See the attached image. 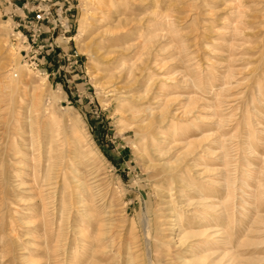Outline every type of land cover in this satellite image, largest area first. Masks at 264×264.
<instances>
[{
    "label": "rangeland",
    "instance_id": "374dc122",
    "mask_svg": "<svg viewBox=\"0 0 264 264\" xmlns=\"http://www.w3.org/2000/svg\"><path fill=\"white\" fill-rule=\"evenodd\" d=\"M32 2L0 0V264H150L146 229L155 264H264V0H76L50 77Z\"/></svg>",
    "mask_w": 264,
    "mask_h": 264
},
{
    "label": "built area",
    "instance_id": "2783aa9c",
    "mask_svg": "<svg viewBox=\"0 0 264 264\" xmlns=\"http://www.w3.org/2000/svg\"><path fill=\"white\" fill-rule=\"evenodd\" d=\"M32 1V6L28 3L20 9L23 16H18L11 34L24 66L47 77L55 73H83L84 65L77 51L65 50L59 42L75 41L76 0ZM54 62L58 65L56 72L50 71Z\"/></svg>",
    "mask_w": 264,
    "mask_h": 264
},
{
    "label": "bare ground",
    "instance_id": "6f19581e",
    "mask_svg": "<svg viewBox=\"0 0 264 264\" xmlns=\"http://www.w3.org/2000/svg\"><path fill=\"white\" fill-rule=\"evenodd\" d=\"M218 231V230H217ZM221 233V232H220ZM222 234V233H221ZM202 235H207V234H202ZM217 235V234H216ZM198 236V235H197ZM145 238H146V242H147V247H148V259H149V263L150 264H155L154 262H153V260H152V257H151V249H150V245H151V240H152V238H151V235H150V231L148 230V229H146V231H145ZM216 238H218V237H216ZM222 238V237H221ZM224 238V237H223ZM215 239V238H214ZM219 239V238H218ZM216 241V240H215ZM214 241V242H215ZM218 242V241H217ZM236 257V256H235ZM231 258H233V257H231ZM238 258V257H237ZM206 257L205 258H200V263L201 264H203L205 261H206ZM239 261V260H238ZM232 264H238V262L236 261V259L234 260V262L232 263Z\"/></svg>",
    "mask_w": 264,
    "mask_h": 264
}]
</instances>
